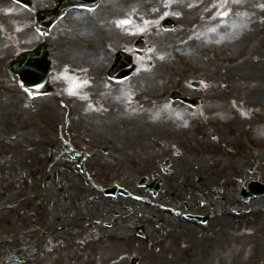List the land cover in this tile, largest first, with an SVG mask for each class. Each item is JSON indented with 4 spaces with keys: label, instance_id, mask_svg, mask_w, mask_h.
I'll return each instance as SVG.
<instances>
[{
    "label": "rangeland",
    "instance_id": "1",
    "mask_svg": "<svg viewBox=\"0 0 264 264\" xmlns=\"http://www.w3.org/2000/svg\"><path fill=\"white\" fill-rule=\"evenodd\" d=\"M8 1L0 0V60L5 56L14 55L16 47H25V45L40 39L39 34L31 26L33 15L29 13V23L28 19L24 20L27 10H22L20 6ZM112 1L117 0H110V2ZM140 1L141 17L152 18L155 21L161 17L157 15L161 14L167 7L184 6L190 10L195 9L197 5L205 0ZM225 1L227 3L228 0ZM225 1L218 0L212 9H215V17H208L209 19L200 24L189 25L183 23L180 19L178 21L179 30L163 31L164 33H162V30L149 32L148 41L153 43L155 62L170 64L174 61L180 62L182 59L183 62H187V66L204 62L201 52L207 49V46L200 45L210 44L220 47L222 44H233L246 33L251 37L255 31L264 28V15H262L264 0H252V9L244 12L248 17V21L252 19V23L255 22L256 25L246 23L242 27L239 25L242 20L237 13L240 10L231 9V2L226 4ZM241 1L244 3L250 2V0ZM38 4L51 5L48 0H42V3L38 2ZM254 6L259 9H255ZM118 9L120 10L121 7H118ZM191 11L185 12L184 21H190L189 12ZM223 13H227V15ZM218 15L222 19L221 27L218 24L211 26L210 23H207ZM234 16H236V26ZM122 19L123 17L120 18L119 22ZM27 21L29 23L28 31L22 28L23 23ZM191 21L190 23H192ZM120 26L122 31L133 33L131 32V23L119 24L116 28L112 27L108 30L112 37L119 35ZM20 27L21 29H19ZM233 27V33L238 34L241 32V34L238 37L237 34L231 35L232 38L229 40L224 37V34ZM73 30L74 28L71 31ZM201 30L207 33H204L200 38L202 35ZM180 33H182L181 37ZM211 33L219 34V37H222H212L214 34ZM76 35L77 32H72L70 36L74 37ZM84 36L96 38L97 31H87ZM133 36L135 34H127V38ZM164 39L170 40L171 45L176 43L183 48L172 49L171 47L164 49ZM195 39H199V46L196 44ZM127 41L129 42V40ZM240 41L242 42L237 45L243 44V40ZM112 45L113 47L105 50L107 52L102 55L104 62L99 60L100 62L97 65H81L79 69H73L72 71H69V67H65L63 78L60 79L58 76L55 80L56 86H58L57 93L50 95L32 97L23 89L19 79L11 76L8 71V62H0V140L5 143V147L0 146V200L7 197L12 199L10 201L12 206L8 205L11 208H7L0 214V240L13 231L15 235L12 238H17L16 234L19 231L21 233L29 229H37L36 240L48 234L47 230L50 228L45 223H49L50 218H45L46 211L41 215L43 211L41 212L40 209L42 207L44 209L47 201L49 202L47 212L51 210L56 201L60 202L61 200L68 203L67 197H63L66 192L67 194L70 192V195L76 197L72 204H67L66 209L76 207L83 196L86 195V191L91 188L95 192L96 189L90 186V179L83 176L86 173L90 177L94 175L96 184L102 187L105 186V188L113 184V179L121 180L120 177L125 175L128 180H131V183H134L136 188L140 189L137 191L138 195H144L143 193L147 188L136 186V177H139L138 181L148 177L149 184H151L155 181L153 174H160L164 177L160 178L164 187L176 188L174 191L185 198L182 201L184 208L181 207V204L177 205L181 209L186 208L185 204L189 198L193 197L194 200V196H201L200 200H203V189L206 192L209 191V195L214 202L223 200L222 194L215 191V187L221 184L222 177L236 178L239 189L241 187L239 183L242 181L247 182L248 180L249 182L254 179L264 181V142L259 143L264 139V64L260 61L256 63L255 57L253 63L244 72L229 73L225 71L222 74L216 73L209 76L208 82L211 81V83L209 82L211 87L210 92L207 94H212V96L214 94L215 99L217 95L222 97L232 94L231 98H234V101L243 108L248 107L250 104L260 105L257 112L261 114V117L255 115L252 118L249 109L244 114H226L223 106H217L216 108L209 106L207 110L210 113L209 121L214 122L216 126L214 128L216 136L213 140L208 136H201L199 129L203 121L200 119L199 112H195L196 116L193 111H188V114L180 117L178 111L170 110L172 108L165 110L136 107L131 109L126 103L129 92L131 93L135 89L130 81H125L129 84L127 87L131 84V87L126 89L125 93L116 94L115 82L101 81L98 83L91 80L89 74L99 72L112 58L111 50H115L121 44L117 45L113 42ZM164 67H167V65H164L162 70H159L161 67L156 68L151 78H154L153 86L155 90L161 88V92L166 89L162 84H165L166 81L171 82L174 79L171 72L179 73V70L173 67L172 71H169V67ZM149 75V73L142 74L141 71L139 73V77L142 79L148 78ZM258 75H262V77L258 78ZM56 76L57 74L55 78ZM228 79L231 81L227 82ZM218 83L221 85L216 87L215 84ZM148 87L153 89L151 85ZM156 93L159 94L155 91L154 94ZM91 94L92 99H85L86 96ZM220 101L217 100L218 103H222ZM206 102L208 104L216 101L208 99ZM114 105L124 107L122 109L113 108ZM137 129H153L155 135L146 138L147 143L142 144V140L135 139L132 136L133 131L135 132ZM234 129L248 130L252 133V140L263 146L261 148L251 147L252 150L248 151L240 149L241 147L229 145L230 142L227 138L232 134L222 133L219 130L234 132ZM3 134L10 135L11 140ZM130 136L132 137L129 138ZM79 140H86L95 145L94 148L98 155L92 160L89 159L91 161L86 162L84 171H81L77 166V161H71L70 156L71 150H76L71 143L75 142L79 147ZM136 140H139L140 143H135ZM120 143H124L128 149H132L137 153L129 151L125 155L121 154L118 152ZM113 146L116 150L115 153H112ZM140 146L149 147L150 150L143 158L139 156ZM236 148L239 150H236ZM8 155H11V158L5 161ZM60 156L62 157L60 158ZM182 156H185L191 162L194 161L191 157L193 156L195 159L194 171H185V174L176 172L185 166L184 161L180 158ZM220 156L223 157V161L216 162V159ZM139 159L149 168L145 173H140L138 169L139 173L133 171L132 163L139 162ZM206 161H211V164H206ZM166 163L168 164L165 166ZM51 164L54 166L52 167ZM52 168L56 170L54 171ZM70 169L75 172H71ZM208 175L211 177H204ZM100 177H102L104 183L101 182ZM185 178H190L187 184H191L192 189L184 187L185 183L175 186ZM81 186L86 191H83ZM21 189L28 193V197H18V199L13 200L16 198L18 190ZM64 189L66 191H63ZM228 189L232 190V193L236 192L235 200L242 199L235 187L229 186ZM100 194L103 195L105 206L110 207L113 213L117 212L122 215V211L127 209L130 216L133 198L129 197L126 200L117 202L112 196H105L103 189H101ZM162 194H167L164 188L161 193L159 192L155 196L147 192L150 200L153 198L155 200L160 199L158 196ZM52 197L53 201L51 202L49 198L52 199ZM257 199L261 200L263 204V199ZM254 200L256 199H252V201ZM138 201H140L139 203L142 202V200H135V202ZM195 203L198 206L200 205L198 200ZM143 204L146 205L147 203ZM5 205L7 206L6 203ZM58 205L60 204L58 203ZM212 206H206L204 209L200 205L201 209L199 211L207 216L210 214ZM235 206L238 209L231 213V217L223 223L220 222V219H226L227 217L217 218L214 221L213 228L203 227L201 224L195 226L192 222L191 226L184 223L185 221L180 222L175 227L168 224H153L149 229L146 228L145 224H142L143 226L138 224L130 229L128 227L116 228L111 232V236L107 235L105 237L101 232L110 229L108 227L111 224L107 222L104 224L93 223L91 231H84V228L79 229L76 226L77 229L73 237L82 238L84 242L92 247H85L83 243L81 246L69 247L67 244L70 240L65 242V235L51 236L47 238L46 243L50 246L51 244H57L55 252L48 253L44 251L30 264H61L64 262V264H87V260L91 256H94L93 264H107L108 261L109 264H129L134 257L139 259L138 264H159L155 261L152 262L155 256H160L159 259L164 260L166 264H264V210L258 205L256 212L245 213L246 206ZM139 207L141 206L135 208L134 216H131L132 219L140 216ZM156 208L159 209L160 207L156 206L155 210ZM58 209L60 210L61 207L58 206ZM68 209L64 212V217L67 216ZM190 212H193V210L191 209ZM238 212L240 214H237ZM211 219L212 217H209L208 223L210 224L207 225H213ZM52 221L53 217L51 223ZM54 223V230L56 231L58 221L55 220ZM39 224L44 226L41 227ZM225 226H228V230H226V242L222 248H220V240L216 242V247L214 241L210 240V242L203 241L197 246L196 251L186 253L184 247L186 248L189 245L184 246L183 242L179 241L181 238L193 241L200 236L210 239L216 238ZM99 227L102 228L99 229ZM168 229L172 230L167 234ZM128 234L133 236L126 240L125 236ZM118 236L121 237L115 238ZM119 240H122V242ZM15 241L12 244L10 242L9 245L14 246ZM36 242L34 241L32 244L35 245ZM45 249L46 247L43 246L42 250ZM203 249L208 256L213 254L215 249V257L210 259L208 256L203 255ZM22 259L24 262L28 261V257H22L16 261L20 263Z\"/></svg>",
    "mask_w": 264,
    "mask_h": 264
},
{
    "label": "bare ground",
    "instance_id": "2",
    "mask_svg": "<svg viewBox=\"0 0 264 264\" xmlns=\"http://www.w3.org/2000/svg\"><path fill=\"white\" fill-rule=\"evenodd\" d=\"M83 55L85 56V57H83ZM87 56H90V57H93V56H91L87 51H83V50H78V49H76V48H74L73 49V58H74V62H78V63H80V62H84V61H90L91 60V58L90 57H87ZM96 57H93L92 58V61L96 58H98V54H96L95 55ZM95 64L96 63H98V62H94ZM2 118H3V116H2ZM4 119V118H3ZM2 120V119H1ZM133 135V137L135 138V139H140V140H142V144H145V143H147V141H146V138H150V137H153L154 135H155V133L153 132V129H150V130H145V129H137L135 132L133 131V133H132ZM132 136H130L129 138H131ZM135 143H137V144H139L140 142H139V140H136V142ZM141 144V145H142ZM5 145V143L4 142H2L1 140H0V146H3V147H5L4 146ZM129 150L130 149H128V147L124 144V143H120V145H119V147H118V152H120L121 154H127V152H129ZM147 150H149V147H144V146H140L139 147V152H140V154H139V156L141 157V158H143L144 157V153L147 151ZM21 156V155H20ZM24 156V155H23ZM142 166H144L143 164H141ZM51 166L53 167L54 165L53 164H51ZM52 170H56L55 168H52ZM56 174V173H55ZM204 177H207V178H210L211 176H204ZM58 181V180H57ZM28 186V185H27ZM63 186H65L64 184H63ZM82 187V186H81ZM82 189H83V187H82ZM63 191H66L65 189L63 190ZM83 191H86L85 189H83ZM87 193H86V195H84V199L86 200V203H87V207L85 208V209H81V208H78V207H76V208H78L79 210H76V212L77 213H74V214H72V215H70L71 216V218H70V223L71 224H67V226H66V228H65V231L63 232V233H61V234H56V235H58V236H64L65 235V240L66 241H68V240H70L69 242H68V246L70 247V246H74V245H77V239L75 238V237H73L74 236V233H75V231H76V226H78V228L79 229H83L84 228V231H91L92 230V224L90 223V219H98V220H100V222H102V221H105V220H107V219H111V220H113L114 221V224H115V226H127L128 227V229H130V228H133V226H136V225H138V224H148V226H147V228L149 229V228H151V226H152V224H157V219H155V214L157 213L158 214V216L162 219V222L160 223V224H175V226H178V221L175 219V218H173L172 217V212L171 211H166V210H169V209H167L166 207L168 206V205H172L173 207L175 206V204L173 205V203H180V201L178 202L175 198H173V195L174 196H177V197H179V195L177 194L178 192H176V194H173V193H171L170 195H168L169 197H167V198H164V200L162 199L163 197H160V199H158L157 201H156V203L157 202H159L160 204H158V205H160V206H165V209H159V211L158 212H156L155 213V211L153 210V209H149L150 211H146V212H144L143 214H142V216L139 218V219H137V220H134V219H132V220H129V219H127V217H124V216H120V217H113V214L112 213H110V209L109 208H106V206L105 205H102V203L101 202H97V200L96 201H94V200H92V199H90V195H94V193L92 192V190H88V191H86ZM21 193H22V191L21 192H19V194L21 195ZM67 197L66 198V200L67 201H69L68 203L66 202V201H60V205H58V202H56V203H54V205H56V206H60L61 207V209H64L65 211L67 210L66 209V206H67V204L69 205V204H72L74 201H75V199H76V197L75 196H72V195H70V192L67 194V192H66V194L63 196V197ZM28 197V196H27ZM26 197V198H27ZM49 200L52 202L53 201V197H52V199L51 198H49ZM165 200H167L169 203H165V202H160V201H165ZM48 204H49V202L47 201V203L44 205V209H43V207L40 209V211L42 212L43 211V213L41 214V215H43L44 214V211H46L45 212V214H44V216H45V218H50V222H51V220H52V213H51V211H48L47 212V209H48ZM98 204V205H97ZM163 204V205H162ZM102 205V206H101ZM145 207V206H144ZM53 208H54V206H53ZM43 209V210H42ZM56 209V208H55ZM170 210H172V208H170ZM40 212V213H41ZM62 212V211H61ZM60 212V213H61ZM54 213V215H56L57 214V212L55 211V212H53ZM172 218L174 219V221H172ZM226 220L227 219H223V218H221L220 219V222H226ZM49 222V223H50ZM84 222H85V224H84ZM219 222V223H220ZM87 224V225H86ZM46 225V224H45ZM50 225V227H53L54 226V224H49ZM172 226H174V225H172ZM174 226V227H175ZM117 228V227H116ZM190 229H193V228H190ZM171 230L172 229H168L167 230V233H169V232H171ZM226 230H228V226H225L224 228H222L221 229V233L220 234H218V237H216V238H212V239H210V238H208V237H204V236H200V237H196V239L195 240H193V241H191L190 239H188V240H185V239H183V238H181V239H179V241H182L183 242V245L185 246V245H189L188 247H186V249L184 250L186 253H188V252H194V251H196V249H197V246L198 245H200L203 241H209L210 242V240H213L214 241V243H215V247H216V242H218L219 240H220V248H222V246L225 244V242H226ZM113 230H111L110 232H105L104 234H106V236L107 235H110L111 236V232H112ZM194 232H195V230H193ZM150 232V231H149ZM35 233L36 232H34V235H35ZM92 233V232H91ZM151 233V232H150ZM50 236L51 235H53V234H49ZM56 235H53L54 237H56ZM176 238V236L174 237V239ZM173 239V240H174ZM43 240L44 239H40V240H38V242H39V244H38V248L40 249V247H41V244H44L45 243V241L43 242ZM172 240V241H173ZM18 241H19V245H18V247L17 248H14V249H10V248H8V247H5L6 249H10V251H8L7 252V256H6V258H8V256L9 255H12L13 253H14V255L11 257L12 259H10V257H9V263L8 264H11L10 262H14L13 261V259H15L17 256L15 255V253H17V252H19V253H22V251H25V250H27V247L24 245V244H21L20 243V241L21 240H19L18 239ZM17 240L15 241V242H18ZM86 246L87 247H92L91 245H89L88 243L86 244ZM37 248V249H38ZM27 253H30V251H28ZM37 253V250L36 249H32V254H29V256L30 255H32V258H29V261H33L34 260V256H35V254ZM202 253L203 254H205L206 253V251L203 249V251H202ZM91 255H93V254H91ZM195 255V254H194ZM210 259L211 258H213V257H215V249H214V251H213V254H210L209 256H208ZM93 258H94V256L92 257H90V258H88V260H87V264H93L92 263V261H93ZM160 258V256H155L154 257V259H153V261L152 262H156V263H159V264H166V262L164 261V260H161V259H159ZM1 260H3V259H1ZM7 261H8V259H7ZM66 261V260H65ZM3 262H5V260L3 261ZM65 263V262H64ZM64 263H61V264H64ZM56 264H59V263H56ZM95 264V263H94Z\"/></svg>",
    "mask_w": 264,
    "mask_h": 264
},
{
    "label": "snow or ice",
    "instance_id": "3",
    "mask_svg": "<svg viewBox=\"0 0 264 264\" xmlns=\"http://www.w3.org/2000/svg\"><path fill=\"white\" fill-rule=\"evenodd\" d=\"M224 15H227V13H223ZM121 25H124V24H129V23H131V21H129V20H122V21H120L119 22ZM147 23V22H146Z\"/></svg>",
    "mask_w": 264,
    "mask_h": 264
},
{
    "label": "water",
    "instance_id": "4",
    "mask_svg": "<svg viewBox=\"0 0 264 264\" xmlns=\"http://www.w3.org/2000/svg\"><path fill=\"white\" fill-rule=\"evenodd\" d=\"M53 19V17L50 18V20Z\"/></svg>",
    "mask_w": 264,
    "mask_h": 264
}]
</instances>
